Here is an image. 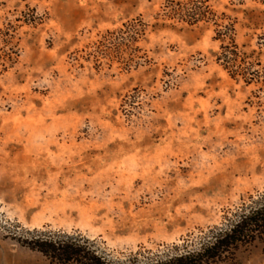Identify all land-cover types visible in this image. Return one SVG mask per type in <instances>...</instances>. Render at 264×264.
<instances>
[{"label":"rangeland","instance_id":"374dc122","mask_svg":"<svg viewBox=\"0 0 264 264\" xmlns=\"http://www.w3.org/2000/svg\"><path fill=\"white\" fill-rule=\"evenodd\" d=\"M187 1L0 0V226L80 234L123 259L264 192V0H205L246 54L234 77L212 23L166 16ZM135 19L133 49L88 57ZM0 264L55 263L0 228ZM213 264H264V238Z\"/></svg>","mask_w":264,"mask_h":264},{"label":"trees","instance_id":"16d2710c","mask_svg":"<svg viewBox=\"0 0 264 264\" xmlns=\"http://www.w3.org/2000/svg\"><path fill=\"white\" fill-rule=\"evenodd\" d=\"M166 16L190 26L201 21L212 23L216 27L215 40L220 42L216 62L232 77L247 74V69L242 67L246 54L235 42L234 24L225 15L217 17L205 0L174 3L170 5ZM23 22L36 25L40 19L32 12ZM146 26L141 19H135L125 23L121 29L107 31L94 43V49L88 53V57L94 58L97 63L98 56L105 51L118 54L133 49V45L145 33ZM12 36L8 34L7 38L11 39ZM245 80L248 83L250 79ZM0 228L21 247L37 252L55 264H213L232 256L238 247L264 238V192L249 196L247 202L224 216L221 226L209 228L197 238L155 252L137 251L123 259L106 255L98 249L94 240L80 234L29 230L8 221L3 222Z\"/></svg>","mask_w":264,"mask_h":264}]
</instances>
